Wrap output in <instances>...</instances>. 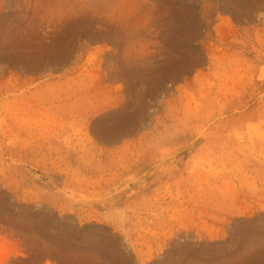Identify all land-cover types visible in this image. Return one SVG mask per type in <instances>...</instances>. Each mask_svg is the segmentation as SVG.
Returning a JSON list of instances; mask_svg holds the SVG:
<instances>
[{
  "label": "rangeland",
  "instance_id": "1",
  "mask_svg": "<svg viewBox=\"0 0 264 264\" xmlns=\"http://www.w3.org/2000/svg\"><path fill=\"white\" fill-rule=\"evenodd\" d=\"M7 242V264H264V0H0Z\"/></svg>",
  "mask_w": 264,
  "mask_h": 264
},
{
  "label": "crops",
  "instance_id": "2",
  "mask_svg": "<svg viewBox=\"0 0 264 264\" xmlns=\"http://www.w3.org/2000/svg\"><path fill=\"white\" fill-rule=\"evenodd\" d=\"M22 255V251L19 246L16 248L13 244L7 242L4 246L0 243V264H7L11 258Z\"/></svg>",
  "mask_w": 264,
  "mask_h": 264
},
{
  "label": "trees",
  "instance_id": "3",
  "mask_svg": "<svg viewBox=\"0 0 264 264\" xmlns=\"http://www.w3.org/2000/svg\"><path fill=\"white\" fill-rule=\"evenodd\" d=\"M184 74H190V72L184 71V72H182V75H184Z\"/></svg>",
  "mask_w": 264,
  "mask_h": 264
}]
</instances>
